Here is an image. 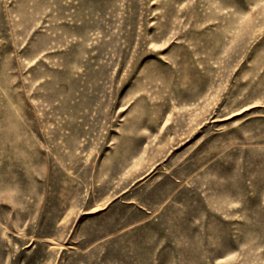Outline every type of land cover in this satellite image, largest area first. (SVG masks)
<instances>
[{
  "label": "rangeland",
  "instance_id": "1",
  "mask_svg": "<svg viewBox=\"0 0 264 264\" xmlns=\"http://www.w3.org/2000/svg\"><path fill=\"white\" fill-rule=\"evenodd\" d=\"M0 264H264V0H0Z\"/></svg>",
  "mask_w": 264,
  "mask_h": 264
}]
</instances>
